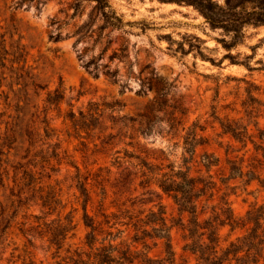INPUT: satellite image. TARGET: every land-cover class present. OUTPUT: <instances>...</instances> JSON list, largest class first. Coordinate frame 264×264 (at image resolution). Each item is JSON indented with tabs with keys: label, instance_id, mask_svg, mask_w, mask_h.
I'll return each mask as SVG.
<instances>
[{
	"label": "rangeland",
	"instance_id": "1",
	"mask_svg": "<svg viewBox=\"0 0 264 264\" xmlns=\"http://www.w3.org/2000/svg\"><path fill=\"white\" fill-rule=\"evenodd\" d=\"M106 1L0 0V264H74L88 250L83 183L97 222L163 213L174 255L160 239L145 252L167 264L199 255L191 214L154 177L211 176L201 220L224 197L238 219L264 209V26L228 51L193 6ZM247 228H223L222 247Z\"/></svg>",
	"mask_w": 264,
	"mask_h": 264
},
{
	"label": "trees",
	"instance_id": "2",
	"mask_svg": "<svg viewBox=\"0 0 264 264\" xmlns=\"http://www.w3.org/2000/svg\"><path fill=\"white\" fill-rule=\"evenodd\" d=\"M83 1L96 2L100 9L109 7L106 0ZM159 1L165 4L193 6L212 29L223 32V38L219 39V42L228 51L245 41L249 29L264 26V0H226L224 4L215 0ZM226 57L230 58L233 64H243L235 61L231 55ZM62 99L61 92L56 91V96H49L48 102L59 103ZM228 128L235 138L238 137L234 129ZM195 153V146H191V156ZM217 162L218 160L209 154L203 159L204 167L208 170L216 166ZM190 170L186 165L184 169L174 170L173 174L164 173L154 178L163 193L171 195L183 207V211L191 214V252L199 255V264H259L264 260V209H253L245 218L238 219L230 202L224 197L217 205L211 207L210 217L201 220L200 216L209 212V207H202L200 210L201 201L210 192L214 197L215 184L211 181V176L208 179L192 177ZM231 171L232 178L246 175L242 167L234 166ZM81 188L87 197L84 207L85 224L90 231L86 236L88 250L78 252L72 257L74 264H136L137 261L142 264L173 263L170 259H152L145 252L149 247V239H160L165 240L169 248L168 254L174 255L171 248V229L167 226L163 213L152 211L153 220H148L130 210H119L112 214L103 210L101 214L104 220L97 222L96 218L88 213L90 192L87 191L85 183ZM225 227H230L232 231L249 228L245 235L230 242L224 249L220 232ZM138 245H143L144 251L139 250Z\"/></svg>",
	"mask_w": 264,
	"mask_h": 264
}]
</instances>
